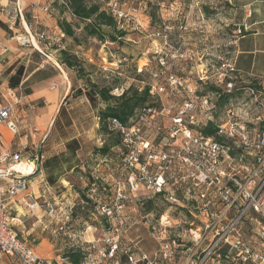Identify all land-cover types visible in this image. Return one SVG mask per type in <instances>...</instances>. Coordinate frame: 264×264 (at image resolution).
Wrapping results in <instances>:
<instances>
[{"label": "built area", "instance_id": "1", "mask_svg": "<svg viewBox=\"0 0 264 264\" xmlns=\"http://www.w3.org/2000/svg\"><path fill=\"white\" fill-rule=\"evenodd\" d=\"M48 38L42 31L32 36L37 45L28 37L23 43L43 51L40 41ZM165 59H159L162 66ZM227 77L223 91L199 96L189 89L180 103L169 106L186 86L168 71L166 84L149 85L159 105L139 109L131 126L112 119L110 130L121 140L116 149L120 164L110 166V179L102 180L108 193L95 202L109 228L100 256L82 249L81 264H264V89L238 73L233 63ZM0 89L10 88L1 84ZM10 91L15 101L0 106V123L18 137L23 128L16 109L20 99ZM240 91L252 97L255 111L263 115L229 108L226 118L217 120L222 95ZM210 124L214 136L205 134ZM28 135L37 140L39 128L31 127ZM41 142L33 151L24 145L0 152V262L11 258L14 264H53L20 237L17 227L24 222L9 208L22 197L32 214L46 205L49 216L60 215L56 203L41 205L36 197L31 202L30 179L43 173ZM47 191L51 194L50 187ZM137 225H143L153 243L149 253L141 237L122 242Z\"/></svg>", "mask_w": 264, "mask_h": 264}, {"label": "rangeland", "instance_id": "2", "mask_svg": "<svg viewBox=\"0 0 264 264\" xmlns=\"http://www.w3.org/2000/svg\"><path fill=\"white\" fill-rule=\"evenodd\" d=\"M22 1L9 0L7 10L2 12L4 15L0 16V20L12 26L14 30L17 29L21 34L28 30L29 33L25 37L30 39L32 36L36 38V34L42 31H46L51 37H56L57 35L53 33L56 29L54 30V26L52 28V24L47 18V9L52 0H26L28 2L26 6ZM146 2L153 4V10H157L161 16V24L158 21L152 25L145 9ZM122 3V6L117 8L124 15L125 27L129 35L123 47L110 45V48L113 52H119L120 56H127L130 60H134L133 64L137 62L138 70L143 68L141 74L146 69L148 70L145 71L140 82L133 80L134 74L128 68L124 70L120 79L115 77L105 79L101 75V68L103 66L117 68L119 55L110 54L107 49L108 45H103L93 38L88 42H83L80 48L73 46L74 43L71 39H64L66 42L63 41V44L67 48L71 46L72 51L82 60L81 64L87 75H91L93 80L103 82V84L108 81L125 89L131 84L142 88L146 85L166 84L167 73L171 71L185 80L187 89L176 92L175 96L169 100V106H176L180 103L182 98L187 96L189 89L199 96L213 94L211 87L224 90V84L228 79L227 66L232 63L234 58V41L240 35L233 22L231 7L226 0H122ZM30 24L32 26L29 27ZM11 32L13 36V31ZM35 42L38 43L37 40ZM48 53L45 55L34 53L29 64H26V60L13 63L6 71L9 74L7 82L20 70H23L21 83L17 88V95L22 101L25 100L29 92L44 89L45 86L49 88L64 84L67 86L69 81L72 82L71 93L52 109L51 120L45 123L46 125L34 123L33 127L39 128L36 142L38 139L39 142L43 141L37 144L45 154L50 150L59 153L65 152L67 143L77 140L80 145L77 154L78 161L84 164L88 160L91 163L90 160L95 149L104 145L105 136L100 132L98 118V109L101 107L98 106L96 109L85 95L78 96V90L82 89L84 81L80 79L76 71L67 69L57 62L56 58L59 53L51 49ZM162 57L166 58V66L159 63V59ZM56 63L62 69H59ZM40 68L41 70H38ZM138 73L140 72L138 71ZM116 94H121V89ZM225 95H222L224 99L215 117L217 120L225 119L226 111L229 108L234 109L238 114L249 111L252 113L251 117L263 115L262 112L255 111V105L251 103L252 97L244 91L229 94L226 97ZM0 102H2L1 90ZM29 105L33 107V110H36L44 106V102L39 99L27 105H19L17 114L21 117L23 127L21 135L13 137L6 131L4 125H0V136H2V132L5 138L14 144L30 133L32 122L29 117H24L21 113L22 109ZM62 109L65 110L68 117L62 115ZM68 120L72 122L71 126H67ZM262 130L264 131V128ZM2 146L0 142V148ZM33 147L35 145H32L31 148L29 146L30 151L34 150ZM117 155L115 151H112L111 162L115 161ZM98 165L104 166L105 163H101V160L92 162L88 168L80 167V172L77 174L70 173L64 177L70 184L74 183L77 188L71 187L73 200L67 195L70 203L61 206L60 215L49 216L48 231L45 232L46 234L43 233L53 239L54 242L53 240L52 242L56 246V249L51 254L49 253L52 257L48 260L51 259L53 264H66V253L82 249H85L86 254L99 257L100 251L105 246L104 240L109 225L96 210L97 203L95 202L99 198L105 197L108 192L102 186L104 183L102 179L105 176L102 171H97ZM93 180L100 181V184L91 185ZM56 187L58 188L59 185L57 184ZM64 191L67 189H62L61 193L63 194ZM84 198L90 200L89 203ZM36 212L37 217L39 214L38 211ZM67 216H69L68 221L65 219ZM64 221L67 222V225L64 230H60ZM137 227L140 229L136 232ZM137 227L124 234L122 242L130 244L137 237H141L143 239L142 247L149 253L153 250V243L149 240L143 225H137ZM42 229L43 227L36 220L34 235L37 238L39 232H43ZM24 236L30 241L28 236ZM20 237L24 238L21 234ZM38 241L36 240L34 244H38ZM0 264L3 262L1 261Z\"/></svg>", "mask_w": 264, "mask_h": 264}, {"label": "trees", "instance_id": "3", "mask_svg": "<svg viewBox=\"0 0 264 264\" xmlns=\"http://www.w3.org/2000/svg\"><path fill=\"white\" fill-rule=\"evenodd\" d=\"M122 4V0H52L47 11L56 20L57 27L61 33L56 37L48 35V39L40 41V45L45 53H48L50 49L59 53L58 58H56L57 62L67 69L76 71L80 79L84 81L82 89L78 90V96L85 95L91 105L96 109L98 106L101 107L98 109V118L100 132L105 136L104 145L101 148L95 149L93 157L90 160L91 163L105 158L111 159L110 155L112 151L120 146V137L110 130L112 119L116 118L127 126H131L133 125L132 120L135 118L139 109L146 105H159L151 97L148 85L142 88L136 84H131L124 89L122 86L121 88L118 87L116 83L112 84L106 81V84H103V82L93 80L91 75L86 74V70L81 64L82 60L72 51L71 46L67 48L63 44L64 39H71L74 43L73 46L80 48L83 42H88L89 39L93 38L103 45H108L109 48L107 47V49L110 54L115 53L119 55V52L112 51L110 45H118L119 48L123 47L129 35L125 27V18H119L118 15L119 11L117 7L122 6ZM145 9L148 17L152 21V25H155L158 21L161 24V16H159L157 10H153V4L151 2L145 3ZM29 26L32 25L30 24ZM0 28L12 36L9 26L1 20ZM119 58L117 60V68L103 66L100 70L101 75L105 79H109L110 77L120 79L119 77H122L124 70L128 68L134 74L133 80L140 82L146 73L145 71L148 69L142 74L138 73L139 66L137 62L133 64L134 60H130L127 56L119 55ZM8 75L5 72L4 76L8 77ZM22 75L23 70H20L16 76L12 77L4 85L17 91L21 83ZM119 89L123 90V92L117 95L116 92ZM211 89L214 93L219 91L215 87H211ZM29 94L31 93L29 92L27 95ZM61 113L65 117L67 116L65 110L62 109ZM71 125L72 122L68 120L67 126ZM215 132L216 130L212 124L205 129L207 136H214ZM79 150V142L77 140H71L67 143L65 152L52 156L44 162L43 171L46 181L50 186H56L67 174H77L80 172V167L82 166L90 167L91 163L88 160L84 164L78 161L77 154ZM109 163L113 166L119 165V156L117 155L115 157L114 162ZM71 184L74 188H77L74 183ZM92 184H100V181L91 182ZM84 199L89 203L90 200H87V198ZM65 259L68 264H81L84 259V254L80 250L70 251L65 254Z\"/></svg>", "mask_w": 264, "mask_h": 264}, {"label": "crops", "instance_id": "4", "mask_svg": "<svg viewBox=\"0 0 264 264\" xmlns=\"http://www.w3.org/2000/svg\"><path fill=\"white\" fill-rule=\"evenodd\" d=\"M8 1L9 0H0V16L4 15L2 12H6L7 5H9ZM226 1L231 7L234 25L238 28V32L240 33V35L237 36L234 41L235 53L232 63L234 64L235 69L238 71V73L243 74L246 78L256 79V82L260 84V86L264 89V0ZM22 2L25 6L28 3L26 0H23ZM47 16V18L50 20V23L52 24V28L54 26V30L56 29V31H54L53 33L57 36L60 35L61 32L57 27L56 20L52 16H50V14H48ZM9 29L13 31V36H10L5 30L0 28V81L4 78L1 83L2 85L7 83L8 77H5L4 74L13 63L18 61L23 62L26 60V64H29L34 53L37 52L44 55L46 54L45 51H38L34 46L26 45L23 43V37L27 36V34L29 33L28 30L23 31L21 34L17 29L14 30L12 26H9ZM56 65L58 64L56 63ZM58 67L59 69H62L61 66L58 65ZM38 70H41V68ZM54 87L52 86L49 88L45 86V88L41 90L34 89V92L25 97V100H23L24 102L22 101V99L19 101L16 109L19 105H27L28 103H32L33 101L39 99L43 100L44 102V106L39 107L36 110H33V107H30V105L27 106V108L24 107L22 109V115H24V117H29L30 121L32 122L30 126L33 127L34 123H36V125H46L45 123H48V121L51 120V118L53 117L52 109L71 93L72 82L69 81V84L67 86L65 84L59 85V90L58 87ZM14 91L17 94V91ZM11 93L12 92L10 91V89H6L4 91L1 90V97H4H2L0 106L6 104L7 102L15 101V97ZM0 125L4 124L0 123ZM1 135L2 136H0V142L3 146L0 148V152H6L9 150L16 151L24 145H29L31 148L32 145L36 143L35 138L24 137L19 142L13 144L11 141L5 138V135L2 132ZM116 149H114L113 151L116 152ZM58 154L60 153L50 150L49 152L44 154V162L52 156ZM111 161L112 158L102 159L101 163H105V165L97 166L100 169H97V171H102L104 173V176L109 179L110 166H113L111 163H109ZM58 185V188L56 186H50L46 181L44 171L42 175L38 174L32 177L30 179L29 189L31 202H34L33 197H36L38 199V203L41 205L47 203H56V208L66 206L70 203L67 195L73 200V194L71 192V187H73V185L70 184V182L65 178H62L58 182ZM47 187H50L51 194L48 193ZM62 189H67V191H64V193L62 194ZM9 208L13 216L20 218L24 222L23 225L17 227L18 233L24 237L23 239H26L24 235L28 236L30 239L29 242L41 257H44L46 259L52 257L50 254L54 249H56V246L53 243L54 240L43 234L48 231L47 229L49 228L47 225L49 214L46 205L43 208L37 210L39 214L37 217L36 211L34 212V214H32L30 210L24 205V200L22 197H19L13 202H10ZM36 220L37 223H39V225L43 227V232H39L38 238L36 235H34ZM36 240H39L38 244H34ZM2 262L3 264H11L13 260L11 258H4Z\"/></svg>", "mask_w": 264, "mask_h": 264}, {"label": "bare ground", "instance_id": "5", "mask_svg": "<svg viewBox=\"0 0 264 264\" xmlns=\"http://www.w3.org/2000/svg\"><path fill=\"white\" fill-rule=\"evenodd\" d=\"M32 42L36 45L35 39H32Z\"/></svg>", "mask_w": 264, "mask_h": 264}]
</instances>
